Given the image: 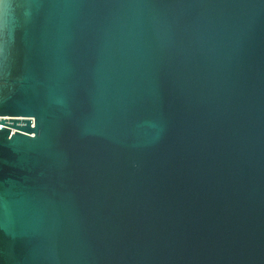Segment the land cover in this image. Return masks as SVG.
<instances>
[{"label": "water", "instance_id": "95a60500", "mask_svg": "<svg viewBox=\"0 0 264 264\" xmlns=\"http://www.w3.org/2000/svg\"><path fill=\"white\" fill-rule=\"evenodd\" d=\"M0 264H264V0H0Z\"/></svg>", "mask_w": 264, "mask_h": 264}]
</instances>
